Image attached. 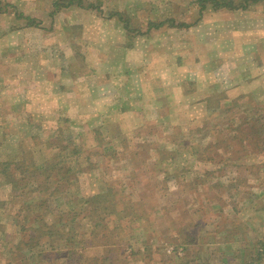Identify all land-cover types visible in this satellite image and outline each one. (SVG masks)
<instances>
[{
	"label": "rangeland",
	"instance_id": "rangeland-1",
	"mask_svg": "<svg viewBox=\"0 0 264 264\" xmlns=\"http://www.w3.org/2000/svg\"><path fill=\"white\" fill-rule=\"evenodd\" d=\"M54 1L0 0V171L21 183L0 173V264L104 255L118 223L82 200L110 186L117 208L146 213L109 238L116 264H264V131L252 135L264 123V2L82 0L54 13ZM38 165L48 189L26 181ZM27 201L60 231L41 256L18 246ZM187 223L198 242L186 252ZM70 231L88 242L71 263Z\"/></svg>",
	"mask_w": 264,
	"mask_h": 264
},
{
	"label": "trees",
	"instance_id": "trees-1",
	"mask_svg": "<svg viewBox=\"0 0 264 264\" xmlns=\"http://www.w3.org/2000/svg\"><path fill=\"white\" fill-rule=\"evenodd\" d=\"M198 4L201 5V9H205L206 6H213L215 9H220V8H227V9H231V10H248L249 8H252L256 5L261 4L262 2H264V0H197ZM79 4L80 6H84V1L82 0H55L53 2V5L55 7L54 13L58 12L59 10H61L63 7H69L72 6L73 4ZM90 6L92 8H95L94 5L90 4ZM111 18H115L117 17V19L119 21H122L125 28L129 31H132V27L130 25V21L124 17V14L121 13L120 11H115V13H111L110 14ZM30 20V19H29ZM34 19H31V23L34 22ZM171 22H173V20H171ZM174 23V22H173ZM38 25V23H36ZM166 24V21H161V22H150L149 24V30L154 29V28H160L162 26H164ZM179 25H183V26H190V24L188 23H180ZM210 100V99H209ZM212 103H214L213 101L211 102L210 100V105H212ZM256 124L252 125L253 127V134L252 135H260L263 131H264V123H261V121L259 119L255 120ZM105 130H107L105 127H98V129H96V133L98 134H104ZM241 129L240 127H231L230 128V132H231V136L232 137H236L238 139H243L241 136L239 137L238 134H234V133H240ZM234 134V135H233ZM100 136V135H98ZM102 140V138H101ZM258 146H260V144H258L256 146V148H258ZM11 164V162H10ZM28 167V166H26ZM25 167V168H26ZM28 169V168H27ZM26 169V170H27ZM1 170V169H0ZM9 170V166L7 163H5V167L2 169V171H0V173L4 172V174H6L8 176V181L13 182L14 183V188L19 189V193H20V185L21 183H18L17 181L14 180V178H12V173L8 171ZM44 170H47L44 168L43 165H38L36 167V171L35 173H29V175L26 176V178H28L27 183L29 180H36L39 182L40 187H45V189H48L50 187V177L47 175L46 177H43V172ZM25 171V170H24ZM1 175V174H0ZM190 182V181H189ZM162 183H165V181H162ZM181 183H184V181ZM193 183V182H192ZM185 184V183H184ZM186 185V184H185ZM62 186H64L61 183H58L56 190L59 191H64L69 184L67 183V185L63 188ZM182 186V185H181ZM114 187L112 188V186H110L106 192L103 193H99L96 194L93 197H90L86 200H82V203L85 204H89L90 205V209H94L95 212H97L98 210L101 211H105L108 215V217L110 216H115L114 220L117 221L118 225H116L110 233H108V235L106 236V238L104 239L105 241H100V245L104 246L105 248H108V250L106 249V253L104 255H102L101 257H94L92 258V261H88L87 264H116L115 261H111L110 258L108 257L107 252L109 253V251H112L113 249L110 248L111 246L109 245V238L111 237V235L114 234V232H120L121 231V227L123 225V221L127 220V222L132 223L135 221H139L145 213V211L142 208H136V206H134L133 204V200L132 201H127L129 204L126 207H122V208H117L116 203L119 204V202L124 201V199L122 197L117 198L114 197L112 198V195L114 193ZM43 202L41 201H32L29 202L27 201L25 204V208L24 211H27L26 214H24V219L22 222L21 226L17 227V233H21L24 234V232H27L28 230V234L26 238H20V242L18 243V246L22 249V250H29L32 252V256L38 254L39 256H41L42 252H43V247H42V242H43V238H45V236H51L53 237L55 233H58L60 231L57 232V230H55L53 228V225H50L47 223L45 217H44V213H42V209H43ZM51 211H53L51 209ZM77 214V213H76ZM79 214V213H78ZM28 220V221H27ZM30 222V225H28V223ZM138 223V222H136ZM191 226V227H190ZM72 229H75V226H71ZM194 224L192 223H187L186 225H183V228L180 229V242H179V246H182L183 249L187 252L190 245H192V243H196L198 241H196L197 236L195 235L196 232H189L187 229L188 228H194ZM124 228V227H123ZM73 236H71L70 238H68V240L73 241L74 239L77 240H81L80 243H73L70 242L71 245V249L69 250V256H68V260H71L70 263L74 260L76 261L77 259L75 257V249L78 247L77 244L83 245V247L87 248V240L86 238H84V236H82V234L80 233V231H70ZM54 233V234H53ZM23 236V235H22ZM261 241V239H260ZM98 243V242H97ZM227 256L225 257L224 260H226ZM188 262V260H187Z\"/></svg>",
	"mask_w": 264,
	"mask_h": 264
}]
</instances>
